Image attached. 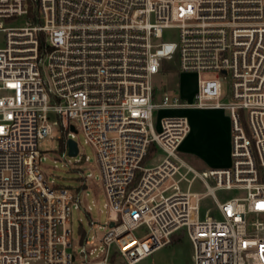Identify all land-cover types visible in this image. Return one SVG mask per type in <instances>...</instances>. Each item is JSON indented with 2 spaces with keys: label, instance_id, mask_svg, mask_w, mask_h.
<instances>
[{
  "label": "built area",
  "instance_id": "built-area-1",
  "mask_svg": "<svg viewBox=\"0 0 264 264\" xmlns=\"http://www.w3.org/2000/svg\"><path fill=\"white\" fill-rule=\"evenodd\" d=\"M15 17L26 21L5 25ZM0 31V264H136L180 230L191 264H264V0H0ZM175 59L197 76L193 102L155 98ZM227 77L233 101L221 102ZM189 108L230 109L229 166L199 170L181 154L188 117L159 111ZM57 130L68 166L67 140L80 154L83 133L107 198L106 231L75 248L72 207L90 206L41 166ZM153 146L164 155L146 165ZM203 193L219 217H202Z\"/></svg>",
  "mask_w": 264,
  "mask_h": 264
},
{
  "label": "rangeland",
  "instance_id": "rangeland-1",
  "mask_svg": "<svg viewBox=\"0 0 264 264\" xmlns=\"http://www.w3.org/2000/svg\"><path fill=\"white\" fill-rule=\"evenodd\" d=\"M5 25L24 24V17L5 19ZM176 29H169L165 32L163 39L176 38ZM5 33L0 31V47L5 46ZM213 77V75H211ZM154 93L157 99L163 95H170L172 98L193 102L194 93L197 89V76L195 74L181 73L177 68V61H165L162 70L154 76ZM221 102H232L230 95V77L222 81V94L219 98ZM160 115L168 113L185 114L190 121V132L179 147L181 154L199 170H209L211 168L227 167L231 164V136L232 117L228 108H189L179 111H159ZM56 135L47 138L41 143L42 159L41 166L48 177L69 190L82 189V206L89 207V212H85L80 207H72L71 222L69 227L73 230L74 248L84 233L89 231L91 235H102L106 228L102 226L108 215L105 207L107 201L106 194L101 181V170L97 162L95 150L85 142L82 132H79L77 139L80 142V154L77 156H67L72 166L66 165L62 157L61 141L65 135L57 130ZM84 154L88 156L87 160ZM163 152L156 150L150 154L146 160V165H155L162 157ZM84 172V174H83ZM88 176L84 183V176ZM194 190L203 192L205 188L201 183L194 185ZM238 194L237 190L220 191V197H232ZM202 217L206 210H210L211 215L219 217L215 202L209 194L203 193L201 201ZM97 224L90 229V221ZM178 240L172 237L169 244L154 251L151 255L139 260L136 264H191L193 246L185 230L176 233Z\"/></svg>",
  "mask_w": 264,
  "mask_h": 264
},
{
  "label": "water",
  "instance_id": "water-1",
  "mask_svg": "<svg viewBox=\"0 0 264 264\" xmlns=\"http://www.w3.org/2000/svg\"><path fill=\"white\" fill-rule=\"evenodd\" d=\"M71 130H73L74 132H77V129L75 128L74 125H71ZM67 142H68V154H69V156H77L78 151H79L77 140L70 137V138H68ZM113 224L114 223L112 222L111 225H113Z\"/></svg>",
  "mask_w": 264,
  "mask_h": 264
},
{
  "label": "trees",
  "instance_id": "trees-1",
  "mask_svg": "<svg viewBox=\"0 0 264 264\" xmlns=\"http://www.w3.org/2000/svg\"><path fill=\"white\" fill-rule=\"evenodd\" d=\"M154 95H155V93H154ZM155 98H156V96H155ZM156 99H157V98H156ZM64 143H65V140L63 139V140L61 141V147H62V150H64ZM154 150H155V147L153 146V147H152V151H154ZM149 156H150V154H149ZM149 156H148V158H149ZM173 237L175 238V240H178V235H177V234H174Z\"/></svg>",
  "mask_w": 264,
  "mask_h": 264
},
{
  "label": "crops",
  "instance_id": "crops-1",
  "mask_svg": "<svg viewBox=\"0 0 264 264\" xmlns=\"http://www.w3.org/2000/svg\"><path fill=\"white\" fill-rule=\"evenodd\" d=\"M185 74H193V73H185ZM195 92H196V90H195ZM194 95H195V93H194ZM183 110H185V109H183ZM183 114V113H182ZM185 115V114H184ZM186 139V138H185ZM155 152V151H154ZM192 164V163H191ZM193 165V164H192Z\"/></svg>",
  "mask_w": 264,
  "mask_h": 264
}]
</instances>
